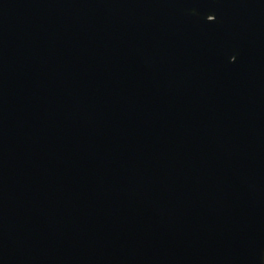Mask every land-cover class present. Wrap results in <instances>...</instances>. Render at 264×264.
<instances>
[{"label": "water", "instance_id": "1", "mask_svg": "<svg viewBox=\"0 0 264 264\" xmlns=\"http://www.w3.org/2000/svg\"><path fill=\"white\" fill-rule=\"evenodd\" d=\"M0 264H264V0H0Z\"/></svg>", "mask_w": 264, "mask_h": 264}]
</instances>
